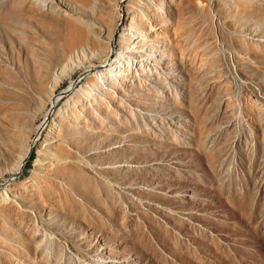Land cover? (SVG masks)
I'll use <instances>...</instances> for the list:
<instances>
[{
	"label": "rangeland",
	"instance_id": "obj_1",
	"mask_svg": "<svg viewBox=\"0 0 264 264\" xmlns=\"http://www.w3.org/2000/svg\"><path fill=\"white\" fill-rule=\"evenodd\" d=\"M131 1L160 76L88 95L87 62L52 106L63 60L89 34L102 45L69 2L107 30L119 0H0V183L16 193L0 200V264H264V0ZM51 110L64 123L42 168Z\"/></svg>",
	"mask_w": 264,
	"mask_h": 264
},
{
	"label": "bare ground",
	"instance_id": "obj_2",
	"mask_svg": "<svg viewBox=\"0 0 264 264\" xmlns=\"http://www.w3.org/2000/svg\"><path fill=\"white\" fill-rule=\"evenodd\" d=\"M60 1L66 2V0ZM69 4L76 13V15L73 16L86 24L89 27L91 34L102 45L94 48L91 42L92 38L89 34V43L75 49L68 58L63 60L62 65L59 66L55 77L50 83L52 92L49 95V99L52 106H55L60 98L61 94L56 93L55 88L59 85L62 78L69 71L85 65L87 62H90V65L85 67L83 74L88 80L82 91L88 93V95H90L89 93L92 86H97L103 89L105 92L104 94L107 95L110 92V88L113 87L117 88L119 93L122 95L125 94L128 98V93L135 92L136 89L145 85L144 78L154 77V75L160 76L161 72L154 63L157 64L158 62L160 65L166 57V54L163 52V56L162 54L160 56V53L157 52V39H153L154 41L152 43L155 44L150 46L152 47L151 49L144 47V39L147 37L145 36L146 34L143 23H147L149 17L146 20V14H144L141 18V22H139V10L141 8L139 9L134 2L132 3L131 0H119L117 9L119 19L118 21L115 20L116 22L112 20L109 25L106 24L108 22L103 23V25L107 27V30L103 27L97 26V23L100 21L97 20L91 9L82 10L76 4L70 2ZM122 11L126 12L122 14ZM149 29L156 32L152 24H149ZM164 47H171V42L165 40ZM98 58H104V60L101 63L92 64L93 60ZM120 83L124 84L125 90L119 87L118 84ZM76 86L77 82H72L64 92H73L76 89ZM51 114L52 110L46 113L45 119L36 126L34 133L35 137L39 138L43 132H45V137L42 141V158L40 159V165L42 168H45L46 165L51 163V160H54V158L57 157L54 152L60 147L61 123H64V115L60 112L59 117L62 118V120L55 117L49 121ZM33 143L34 142H30L23 148L11 167L16 175H19L23 171L26 159L31 153ZM1 185L2 184L0 183V188L4 189L0 191V200H5L7 198L11 199L10 195L16 194L12 192L7 185Z\"/></svg>",
	"mask_w": 264,
	"mask_h": 264
},
{
	"label": "water",
	"instance_id": "obj_3",
	"mask_svg": "<svg viewBox=\"0 0 264 264\" xmlns=\"http://www.w3.org/2000/svg\"><path fill=\"white\" fill-rule=\"evenodd\" d=\"M11 180V179H10Z\"/></svg>",
	"mask_w": 264,
	"mask_h": 264
}]
</instances>
